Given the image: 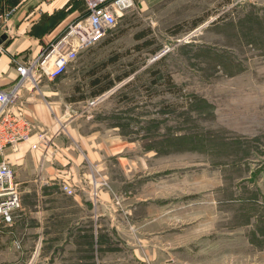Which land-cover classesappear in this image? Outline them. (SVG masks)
Instances as JSON below:
<instances>
[{
	"label": "rangeland",
	"instance_id": "1",
	"mask_svg": "<svg viewBox=\"0 0 264 264\" xmlns=\"http://www.w3.org/2000/svg\"><path fill=\"white\" fill-rule=\"evenodd\" d=\"M132 1L76 59L81 88L62 81L81 101L69 112L110 115L108 124L156 149L148 184L124 187L110 166L114 192L184 199L179 225L216 244L202 262L264 264V0ZM92 74L114 87L88 105Z\"/></svg>",
	"mask_w": 264,
	"mask_h": 264
},
{
	"label": "crops",
	"instance_id": "2",
	"mask_svg": "<svg viewBox=\"0 0 264 264\" xmlns=\"http://www.w3.org/2000/svg\"><path fill=\"white\" fill-rule=\"evenodd\" d=\"M84 17L82 0H1L0 90L17 81V64L37 59ZM75 63L55 80L35 75L19 92L14 110L31 124L38 149L20 143L0 154L21 200L11 223L0 217V264H207L201 257L216 244L179 225L189 212L184 199L114 192L111 165L121 171L124 187L141 186L151 181L148 161L158 152L108 124L110 115L70 113L69 106L81 101L67 98L62 81L71 77L70 91L81 88L84 81L76 82L82 69ZM95 76L84 84L93 91L102 86L92 85ZM112 88L84 101L98 104ZM63 184L73 189L71 195Z\"/></svg>",
	"mask_w": 264,
	"mask_h": 264
},
{
	"label": "built area",
	"instance_id": "3",
	"mask_svg": "<svg viewBox=\"0 0 264 264\" xmlns=\"http://www.w3.org/2000/svg\"><path fill=\"white\" fill-rule=\"evenodd\" d=\"M83 3L86 17L69 24L37 59L17 64V81L9 90H0V154L5 148L20 143L30 144L32 150L38 149V145L32 142L31 124L20 110H14L25 81L37 74H43L50 80L62 76L67 66L82 52L111 32L118 15L133 6L132 0H83ZM95 102L96 99H93L89 105ZM39 139L46 144L42 135ZM61 189L65 194L73 193L68 185L63 184ZM20 208V189L13 181L12 169L8 163L0 161V217L11 223L13 213Z\"/></svg>",
	"mask_w": 264,
	"mask_h": 264
},
{
	"label": "trees",
	"instance_id": "4",
	"mask_svg": "<svg viewBox=\"0 0 264 264\" xmlns=\"http://www.w3.org/2000/svg\"><path fill=\"white\" fill-rule=\"evenodd\" d=\"M82 2H83V0H82ZM83 8L85 9V6H84V3H83ZM198 22H194L193 24H192V26H191V29L193 30V29H195L199 24H197ZM182 32V30L180 29V27H176V30L174 31V33H172L173 35H178V34H180ZM142 36H144V34L143 35H140L139 36V38L140 37H142ZM113 60H115V59H113ZM133 72H128V73H126V74H124L122 77H119L118 79H116V82L117 83H119V82H121V81H123L125 78H127L130 74H132ZM105 81V80H104ZM92 83V85H97V84H100V83H103V81L100 79V78H96L94 81H92L91 82ZM114 86V83H112V82H108V83H104L99 89H97V90H95V91H92V93H91V96L93 97V98H95V97H98V96H100V95H102L103 93H105V92H107V91H109L112 87Z\"/></svg>",
	"mask_w": 264,
	"mask_h": 264
}]
</instances>
